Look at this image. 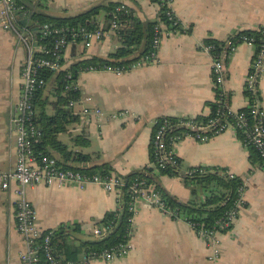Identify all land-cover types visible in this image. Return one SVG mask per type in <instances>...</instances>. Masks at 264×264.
I'll return each mask as SVG.
<instances>
[{"label":"crops","instance_id":"0c3cea01","mask_svg":"<svg viewBox=\"0 0 264 264\" xmlns=\"http://www.w3.org/2000/svg\"><path fill=\"white\" fill-rule=\"evenodd\" d=\"M119 1L42 0L34 9L49 17L68 18ZM24 4L33 9L30 3ZM125 4L129 16L144 28L151 22L160 21L159 8L151 0L125 1ZM171 7L190 31L164 37L155 63L121 75L106 71L79 74L80 95L90 97L89 105L100 108L103 116L99 121L93 117H80L78 122L68 126L67 132L59 134L58 139L70 151L89 154L91 157L85 166L105 163L112 173L120 176L141 169L149 161L154 120L161 117L203 119L211 111L214 99L211 60L199 50L198 43L207 39L223 40L245 30H264V0H173ZM107 21L106 12L101 10L94 23L105 25ZM19 22L29 28L33 26L28 18ZM118 46L120 42L112 33H107L89 48L78 42L71 43L64 49L63 65L69 67L93 57L108 59ZM252 53V47L240 44L225 63L224 87L234 110L248 104L244 81ZM24 57L23 45L0 26V173L12 171L16 161L15 135L9 120L20 96ZM52 81L53 78L48 80L43 89V97L49 102L55 100L51 94ZM259 88L264 107V77L259 81ZM50 108V105L45 108L48 115L53 113ZM117 111H128L138 118L111 119L110 115ZM80 134L89 142L85 148L72 141ZM46 149L60 164L63 162L59 154L49 147ZM175 153L182 168L219 167L236 179L246 181L245 206L231 229L221 235L220 258L215 262L207 260L204 243L187 223L170 219L158 209L141 203L132 221L133 247L129 254L109 262L94 261L91 264H264V171L258 167L257 154L244 147L240 134L231 129L205 143L183 139L176 144ZM67 164L77 165L70 160ZM155 179L162 191L176 201L186 203L191 200V188L179 175H158ZM15 186L11 182L8 189L0 190V264H20L19 254L25 248L15 226ZM204 197V188H201L198 199L203 201ZM26 198L35 210L36 227L43 231H61L63 227L68 234L69 251L78 258L84 248L80 243L94 241L91 229L115 208L114 194L95 184L82 189L67 184H39L26 189Z\"/></svg>","mask_w":264,"mask_h":264},{"label":"built area","instance_id":"2783aa9c","mask_svg":"<svg viewBox=\"0 0 264 264\" xmlns=\"http://www.w3.org/2000/svg\"><path fill=\"white\" fill-rule=\"evenodd\" d=\"M42 0H29L32 8L17 0H0V26L11 32L25 49V57L21 67V91L19 100L10 114V129L15 135L16 161L12 171L0 173V190L9 188L15 183L14 193L17 197L15 211V226L22 236L25 248L19 254L20 264H91L94 261L109 262L123 258L129 254L132 245L134 228L133 218L141 203L158 209L166 217L187 223L202 240L207 249V260L217 261L221 256V235L233 226L239 211L245 206L244 193L246 181L241 179L234 197L224 214L211 225L201 221L189 220L185 215L167 205L160 192L153 183L137 180L126 183L125 179L115 174L88 175L80 169L62 168L53 156L37 152L42 131L35 122L36 111L33 98L36 91L44 89L47 84L41 72L44 69L52 73L64 71L62 65L64 49L71 43L79 41L84 48H89L94 42L101 41L107 33L117 37L122 29L121 21L130 14L125 1L120 0L109 13L105 25H96L93 29L82 26H52L43 24L39 28L41 40L50 38L51 42L39 44L32 29L19 23L22 18L29 17L35 12L34 7ZM165 15L168 25L159 21L155 25L149 51L127 65L101 64L90 65L80 71H106L121 75L141 66L150 65L157 61V52L164 37L171 34L188 33L189 27L180 20L172 10L173 0H151ZM163 27L165 30H163ZM238 33L220 40L218 46L202 41L198 43L200 51L210 57V71L214 89V99L211 111L204 121H197L195 117H161L153 122L151 135L152 159L144 168L157 169L171 167L183 179L191 176L195 171L205 173L214 169L203 166L182 168L175 153V146L183 139L189 138L198 143H205L210 138L231 129L240 134L244 147L252 149L258 156L259 169L264 171V107L262 106L259 81L264 77V31L261 38L255 39ZM237 36V37H235ZM240 44H247L253 49L250 68L244 81V90L248 99L245 108L234 110L229 105V93L224 87L225 63L235 53ZM70 79V75L66 76ZM65 79V81H67ZM79 90L77 81L64 86V90ZM91 98L80 95L76 100H70L65 106L73 115L79 118H94L98 121L103 116L100 108L89 105ZM113 120H135L137 115L128 111H117L110 115ZM175 119V123H172ZM178 130L177 133L174 131ZM191 168V169H189ZM218 172L228 179L236 177L227 170L218 168ZM57 183L74 185L84 188L89 184L99 186L107 193H113L115 199L114 212L120 214L125 208L130 214L126 239L111 247L84 252L78 260L62 261L57 257L51 246L52 231L44 232L35 225L36 213L33 205L26 198V189L35 185H52ZM125 199V200H123ZM114 229L111 222L91 229V237L95 240L108 237Z\"/></svg>","mask_w":264,"mask_h":264},{"label":"trees","instance_id":"16d2710c","mask_svg":"<svg viewBox=\"0 0 264 264\" xmlns=\"http://www.w3.org/2000/svg\"><path fill=\"white\" fill-rule=\"evenodd\" d=\"M17 2L29 3V0H17ZM114 6H116L115 3H109L106 6H96L84 13L68 18L49 17L39 12H34L27 18L30 19V22L33 23V25L38 26V28H40L43 24H49L57 27L66 25L82 26L88 29H93L96 26L94 21L98 13L101 10L105 11L108 19L109 13ZM160 21L164 22L165 25L169 24L163 13H160ZM19 23L22 24L21 22ZM156 24H158V22H151L147 25L146 28H144L137 22L136 19L128 15L121 21L122 29L118 31L117 34L120 46H118V48H116L114 52L109 55L108 59L93 57L86 60H80L69 65V67H64V71L56 74L46 69L41 72V75L44 76L46 81L53 78L52 82L54 84V87L51 94L55 98V100L53 102H49L47 97H43V89L36 91L33 98V104L36 111L35 122L42 131L41 141L35 149L37 152L52 156L51 153L46 149V147H49L52 151L59 154L63 159V162L61 164L58 162L62 168L80 169L88 175L114 174L112 173L109 165L105 163L99 166H85L84 163L89 162L91 156L89 154H82L80 152L68 150L66 144H63L58 139L59 134L68 131L69 125L79 121V117L73 115L69 110L65 109V106L70 100L78 99L80 96V92L79 90L73 89L65 91L64 86L69 83H75L78 79L80 71L90 65H127L138 59L140 56L146 54L150 49L153 31ZM263 31L264 30H245L238 32V35L244 34L248 37L259 39L261 38ZM35 38L38 40L39 44H49L51 42L50 38L41 40V36L39 34L36 35ZM77 42L79 43V41ZM205 42L212 43L215 46H218L220 44V40L217 41L213 39H207L205 40ZM67 75H70V79L68 80L66 79ZM65 79L67 81H65ZM48 105H50L53 110V113L51 115H48L45 111V108ZM205 119L206 117L203 119L199 117L196 118L197 121H204ZM171 121L172 123H175V121L177 120L172 119ZM177 132L178 130L174 131V133ZM72 141L84 148L89 144L88 140L85 136H83V134L73 137ZM149 159H152L151 146ZM68 160L76 163L77 165H68ZM179 162L180 160L178 159V163ZM218 168L219 167H206L205 169L214 170L205 173H199L198 171H195L193 175L183 177L187 185L190 186L192 194L191 200L186 203L178 202L164 193L160 188L158 181L155 179L158 175H177V172L171 167L165 166L163 168L157 169L158 171H155V169L153 168L146 169L143 166L141 169L134 171L127 176L121 177L126 180L125 182L127 184L134 181L135 179H143L146 181V183H153L167 205L175 208L178 213L185 215L189 220L201 221L205 223V225H211L218 217L224 214L225 210L229 206H231L234 192L240 182V180L236 178L228 179L225 175L218 172ZM201 188H204L205 197L203 201L198 199V192L201 191ZM129 217L130 214L126 212L125 208L120 214H117L114 211L107 212L104 215L102 221L97 224V226L111 222L114 226L112 233L108 237H104L98 240L81 242L80 244L84 248L80 255H82L84 252H88L91 250H100L125 241L127 229L129 227ZM61 228V231H52L53 235L51 238V246L55 255L62 261H75L80 259L81 256H79L78 258L75 253L69 251L68 244L66 242L68 239V234H66V231H64L65 229L63 227ZM73 230H76V228H73ZM49 231L50 230H46L44 232Z\"/></svg>","mask_w":264,"mask_h":264},{"label":"water","instance_id":"95a60500","mask_svg":"<svg viewBox=\"0 0 264 264\" xmlns=\"http://www.w3.org/2000/svg\"><path fill=\"white\" fill-rule=\"evenodd\" d=\"M32 31H33V33H34L35 35H38V34H39V28H38V26L33 25V26H32Z\"/></svg>","mask_w":264,"mask_h":264},{"label":"rangeland","instance_id":"374dc122","mask_svg":"<svg viewBox=\"0 0 264 264\" xmlns=\"http://www.w3.org/2000/svg\"><path fill=\"white\" fill-rule=\"evenodd\" d=\"M52 108H50V110H51ZM64 135H67V134H64ZM64 135H62V137L64 136Z\"/></svg>","mask_w":264,"mask_h":264}]
</instances>
